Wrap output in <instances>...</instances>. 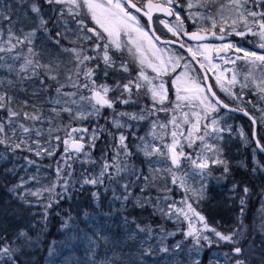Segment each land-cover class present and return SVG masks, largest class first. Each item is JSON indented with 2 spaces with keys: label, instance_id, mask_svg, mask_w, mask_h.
<instances>
[{
  "label": "snow or ice",
  "instance_id": "obj_1",
  "mask_svg": "<svg viewBox=\"0 0 264 264\" xmlns=\"http://www.w3.org/2000/svg\"><path fill=\"white\" fill-rule=\"evenodd\" d=\"M0 146V264H264V0H0Z\"/></svg>",
  "mask_w": 264,
  "mask_h": 264
},
{
  "label": "trees",
  "instance_id": "obj_2",
  "mask_svg": "<svg viewBox=\"0 0 264 264\" xmlns=\"http://www.w3.org/2000/svg\"><path fill=\"white\" fill-rule=\"evenodd\" d=\"M61 150H62V145H61ZM0 151H3L2 146H0ZM23 156H30L33 160H35L37 162V164H39L40 171L38 173L37 178L40 181H42L44 184H50V183L55 181V179H56V174H55L56 161L55 160L49 159L47 156H45L43 159H40L38 157L33 156L32 154H30L28 152H22V153H17V159H16V164H15V167L17 168V171H18V176L16 177L17 182L19 181L20 177H23L26 181H28L29 176L37 174L36 166L35 165H33V166L26 165V162L22 158H20ZM3 163H4L3 161H0V164H3ZM8 166L12 167L13 165L9 164ZM40 186H41L40 184H37L34 181H28V187L32 190H35L36 188H38ZM135 192L137 194H139V187H137L135 189ZM177 193H179V191H176V193H175L174 198L176 200L180 199V195H177ZM153 195H156L155 190L153 191ZM0 197L7 199V196L5 195V193L3 191H0ZM254 200L257 201V196H255L253 198L252 202ZM130 208H131V205H130ZM33 211H39V209H33ZM134 214L137 216H142L143 218H145V220L147 222V218L149 216L148 212L141 213L139 209H136ZM155 222H162V221H159V217H156L154 220V223ZM167 226L169 229H171L173 227L171 222H168ZM58 228H59V224L57 223L56 220H53L52 226L49 229V231L51 232V235H49L47 237L49 243H51L53 240H56L57 242H59L62 239V237L59 235V233L57 231ZM177 238L179 239V237H177ZM223 250H226V249H223ZM101 251H103V250H101ZM215 251H219V250H217L216 248H213V249H207L206 248L205 249L204 254H203V264H209V260L212 257V253Z\"/></svg>",
  "mask_w": 264,
  "mask_h": 264
},
{
  "label": "rangeland",
  "instance_id": "obj_3",
  "mask_svg": "<svg viewBox=\"0 0 264 264\" xmlns=\"http://www.w3.org/2000/svg\"><path fill=\"white\" fill-rule=\"evenodd\" d=\"M160 26L163 28L162 25H160ZM237 38H239V37H237ZM232 122H234V124L237 126V128L243 127L244 130H245V132H249V126H247L242 121H240L237 118H235L234 116H233V121ZM236 139H237V145L239 146V153H237L236 147H233V149H232V155L235 157V160H243L245 163H247V164L250 165L251 162H252V152H251V149L250 148L246 149L243 145L239 144V133L238 132L236 133ZM235 160H234V163H235ZM244 172H245L244 169H239V173H237V177L238 178H241L244 175ZM258 183H259V181H254V184L258 185ZM217 191H220V189H217ZM258 193H259V189L256 188L255 195H257ZM253 202H259V201H255L254 200ZM223 215H226V214L224 213ZM214 222H215V219L213 220V223ZM222 250L223 249H219V251H222Z\"/></svg>",
  "mask_w": 264,
  "mask_h": 264
},
{
  "label": "bare ground",
  "instance_id": "obj_4",
  "mask_svg": "<svg viewBox=\"0 0 264 264\" xmlns=\"http://www.w3.org/2000/svg\"><path fill=\"white\" fill-rule=\"evenodd\" d=\"M258 205H259V202H252L251 203V206H250V209H249V213H248V222L249 223H251L253 216L256 214V210L259 207ZM223 214L224 213H221V214L217 215L215 217V220H220L221 219V216H225V218H226V215H223ZM220 225L223 226L222 224H220Z\"/></svg>",
  "mask_w": 264,
  "mask_h": 264
},
{
  "label": "flooded vegetation",
  "instance_id": "obj_5",
  "mask_svg": "<svg viewBox=\"0 0 264 264\" xmlns=\"http://www.w3.org/2000/svg\"><path fill=\"white\" fill-rule=\"evenodd\" d=\"M159 17H160V16H159ZM160 18H162V17H160ZM156 28H157V30H158L159 32H163V30L160 29L161 26H160V24H159V20L156 21Z\"/></svg>",
  "mask_w": 264,
  "mask_h": 264
},
{
  "label": "water",
  "instance_id": "obj_6",
  "mask_svg": "<svg viewBox=\"0 0 264 264\" xmlns=\"http://www.w3.org/2000/svg\"><path fill=\"white\" fill-rule=\"evenodd\" d=\"M155 15H162V14H160V13H156ZM235 115H237V116H241V117L247 119V117H244V116L242 115V113H235Z\"/></svg>",
  "mask_w": 264,
  "mask_h": 264
}]
</instances>
